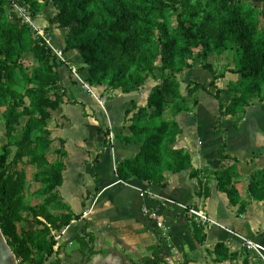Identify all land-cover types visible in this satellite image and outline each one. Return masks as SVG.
<instances>
[{"label":"trees","instance_id":"1","mask_svg":"<svg viewBox=\"0 0 264 264\" xmlns=\"http://www.w3.org/2000/svg\"><path fill=\"white\" fill-rule=\"evenodd\" d=\"M14 1L29 8L34 17L44 11L39 0ZM50 2L57 14L48 19L49 30H68L65 50L80 53L85 66L78 72L90 86L132 94L139 92L149 80H156L157 71L161 74L146 105L139 106L132 100L125 113L129 135L119 140L140 146V151L136 157L119 163L117 176L123 182L141 180L165 187L169 175L189 171L192 177L196 176L191 154L175 146L183 133L178 117L189 110V104L198 105L200 92L217 99L220 117L235 118V127L241 122L240 116L246 115L256 102L264 104V17L254 6L241 0ZM9 5H12L9 0H0V110L8 141L0 155V227L19 264H42L52 256L61 264L64 250L55 236L73 218L70 214H52L50 208L63 209L58 192L66 171L65 163L60 160L66 156L63 145L55 150L54 162L48 156L53 145L49 129L51 112L62 104L58 92L63 64L46 41L36 37L30 25L22 24L19 19H7ZM211 53L228 55L236 68L228 67L227 71L218 73L209 62ZM28 54L34 57L32 66L24 64ZM194 56L210 73L209 86L215 92L208 85L194 81L182 92L178 75L193 67L189 59ZM227 72L238 75V81L229 84L231 101L225 105L222 90L216 83ZM221 118L216 122L217 130L221 128ZM12 141L17 144L16 157L29 158L35 166L34 180L41 184L36 194L43 199L39 206L26 204V173L6 172ZM226 148L225 141L224 152ZM223 159H232L233 163L215 172L219 190L227 194L232 205L240 204L239 212H244L237 188V181L242 178L241 163L228 155ZM248 194L251 201L264 202V169L250 178ZM24 213L33 218L34 229L20 230L27 219ZM84 238L78 239L81 246ZM203 241V238L199 240ZM222 246H216L217 254ZM159 263V259L145 261V264Z\"/></svg>","mask_w":264,"mask_h":264},{"label":"crops","instance_id":"2","mask_svg":"<svg viewBox=\"0 0 264 264\" xmlns=\"http://www.w3.org/2000/svg\"><path fill=\"white\" fill-rule=\"evenodd\" d=\"M241 1L259 9L264 17V0ZM42 19V14L35 17L37 25L39 22L40 28L50 31L48 20H43L45 27L41 25ZM55 30H65L68 35L67 29ZM51 34L48 33L50 38ZM52 46L65 49L60 42L55 46L52 42ZM65 52L67 64L59 71L58 94L62 104L51 112L49 122L52 150L63 145L66 153L60 157L66 171L58 189L63 209L56 211V215L70 214L73 218L69 226L57 232L62 234L58 243L64 250L61 264H145L149 259H159V264H264L263 258L248 249L241 239L252 240L264 254V202L251 201L247 185L251 174L264 169V104L256 102L246 115L240 116L241 122L235 127V118L220 117L219 101L207 92H200L198 105L189 104V110L178 117L183 133L175 146L191 154L196 176L192 177L189 171L169 175L165 187L141 180L123 182L117 176L119 163L136 157L140 151V146L119 140L129 135L125 113L132 100L144 106L147 99L138 102L135 98L138 92L111 91L108 98L104 90L100 93L94 90L95 95L84 91L72 74L73 69L85 66L83 58L75 50ZM194 67L184 74L188 75ZM197 70L203 81L189 82L209 86L211 75L204 73V69ZM237 81L238 75L230 72L217 81L225 105L231 101L228 86ZM98 98L107 101L105 108ZM219 118L221 128L217 130ZM110 131L116 136L114 144L109 142ZM224 155L241 163L242 178L237 181V188L244 212H239L240 204L232 205L227 194L219 190L215 172L233 163L232 159L224 160ZM37 184L39 189L41 184ZM180 204L204 211L227 230L200 226ZM144 208L157 213L167 224L170 239L162 237L144 214ZM89 209L91 214L84 219L82 215ZM83 236L81 246L78 239ZM218 244L223 245L219 254L215 250Z\"/></svg>","mask_w":264,"mask_h":264},{"label":"rangeland","instance_id":"3","mask_svg":"<svg viewBox=\"0 0 264 264\" xmlns=\"http://www.w3.org/2000/svg\"><path fill=\"white\" fill-rule=\"evenodd\" d=\"M39 1L44 4V11L42 13H40V14H42V17H43V19L41 21V25H45V27H46L47 24H43V20H48L50 17L55 16L57 14V12H56L53 4L50 2V0H39ZM37 16L38 15H36L35 17H37ZM6 17L9 21H15V19H19L22 24L24 23V20L20 17L18 12L14 9V7L12 5H9L6 8ZM39 24L40 23L38 22V25ZM36 33H35L36 37L42 38L38 33L37 34ZM48 33H53V34H51V39H52L54 46L58 45L59 42L62 44V46H65V39L67 36V33L65 32V30H59V31H56L55 29H52L50 31L46 30V35ZM47 45H48V43H47ZM62 51H64V53H66L65 49H62ZM70 51H68V52H70ZM75 53L80 55V53L77 50H75ZM72 55H74L73 52L71 53V56ZM24 59H25L24 64L26 66H32L33 65L34 57L32 54L26 55ZM189 61L196 68L194 67L195 68L194 70L188 71V75L184 74L185 71L178 75V79L181 83V89H182L183 93H185V88L189 84L190 80L203 81V77H201L197 73V72H199L197 70V68L203 69V67L201 66L202 63H201L200 59L197 56H194V57L190 58ZM209 62L214 65V67L216 68V71L218 73H221L224 70L227 71L228 67H232V69L236 68V65L232 61V58H229L228 55H226L224 57V56H218L215 53H211L209 56ZM197 63H199L200 66H198ZM203 71H204V73H207V74L209 73L206 70H203ZM209 75H210V73H209ZM82 76H84V75L82 74ZM160 77H161V74L157 71V79L156 80L155 79L149 80L147 82V84L142 89L139 90V92H138L139 94L136 93L135 98L138 100V102L139 101L140 102L146 101L147 96H148L149 92L151 91V89L160 81ZM196 77H199L200 79H196ZM93 89L98 91L99 93L101 91H103L102 89H97L96 87H93ZM211 89L213 91L216 90L215 88H211ZM104 95L106 97L110 98L111 91H105ZM121 115H122V117H124L123 112L121 113ZM169 115L170 114H166V117H169ZM23 122H24V120H23ZM7 142H8L7 137H5L4 121L2 119V114H1V110H0V155L3 154L2 148ZM10 147L12 149V154H11L10 159L8 161L9 164H8V168L6 170L7 174L10 173V175H13V173L16 172L17 170H21V171L25 172L26 173V184H25L26 204L29 206L32 204L37 205V206L43 204V199L39 198L38 195L36 194V191H37L39 185L34 180V174L36 171L35 166L32 164V162L29 158H25L24 160H19L16 157L17 144L15 141L11 142ZM109 147H111V144H109ZM56 158H57V155L55 154V149H53L52 152L50 153V155L48 156V160L50 162H54L56 160ZM257 172L258 171H255L253 174H251L248 177V179L251 178ZM248 183H249V181H248ZM243 184H246V183H243ZM50 211L52 212V214H56V211L54 210V208L53 209L50 208ZM24 215L27 217V219L25 220L24 225H22L20 230L34 229L35 228V226H34L35 222H34L33 218L31 216L27 215L26 213H24ZM23 226H24V228H23ZM75 226H77V225H75ZM71 249H73V247H68V250H71ZM50 260L55 264H57L59 262V260L57 258H55V256L50 257Z\"/></svg>","mask_w":264,"mask_h":264},{"label":"built area","instance_id":"4","mask_svg":"<svg viewBox=\"0 0 264 264\" xmlns=\"http://www.w3.org/2000/svg\"><path fill=\"white\" fill-rule=\"evenodd\" d=\"M9 1L11 2L14 9L18 12L20 17L24 20V23L30 25L34 29V31H36L46 41V43H48V45L52 49L55 57L63 65H66L67 59H66L64 51H62L61 49H56L52 46L51 38L48 36V34L46 35V31L44 29L40 28L37 25L35 17L32 15L30 9L24 5H21L20 3L14 1V0H9ZM72 74H73V77L78 81V83L83 87L84 91H86L92 95H95L93 87L88 84L85 77L82 76V74H80L78 72V70L73 69ZM98 101H99V104L103 108H105L107 101L105 99H102V98H98ZM115 140H116L115 133L110 131V133H109L110 143L114 144ZM141 195L145 196V193H142ZM179 206L181 208L187 210L189 215L200 226H203V227H220L224 230H227L222 224H220L218 221L209 217L204 211L196 209L194 207H188L187 205H184V204H180ZM143 212L149 218V220H151L155 224L156 228L160 231L162 237L167 239V240L170 239L167 224L164 221L159 219V215L155 212H152L148 208H144ZM90 214H91V209H89L88 211H85L83 213L82 217L84 219L88 218ZM55 239L59 243L62 239V234H57L55 236ZM241 239L243 240L245 246L248 249H251V250L257 252L264 260V254L262 253V248L258 244H256L255 242H253L252 240L247 239V238L241 237ZM56 249H57V247H56ZM42 264H55V263H53L50 259H48Z\"/></svg>","mask_w":264,"mask_h":264},{"label":"water","instance_id":"5","mask_svg":"<svg viewBox=\"0 0 264 264\" xmlns=\"http://www.w3.org/2000/svg\"><path fill=\"white\" fill-rule=\"evenodd\" d=\"M0 264H19L0 227ZM87 264V263H85Z\"/></svg>","mask_w":264,"mask_h":264}]
</instances>
